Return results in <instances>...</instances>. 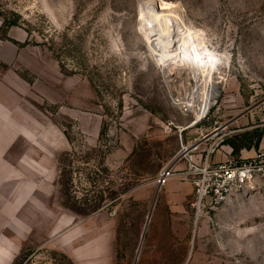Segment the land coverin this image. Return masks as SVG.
<instances>
[{
  "label": "rangeland",
  "instance_id": "374dc122",
  "mask_svg": "<svg viewBox=\"0 0 264 264\" xmlns=\"http://www.w3.org/2000/svg\"><path fill=\"white\" fill-rule=\"evenodd\" d=\"M146 1L0 0L17 20L0 15V264H264V185L199 209L190 178L156 182L198 72L169 59L166 76ZM163 2L217 60L208 120L183 140L224 123L221 160L264 151L240 153L264 135V0ZM167 27L196 39L175 14Z\"/></svg>",
  "mask_w": 264,
  "mask_h": 264
},
{
  "label": "built area",
  "instance_id": "2783aa9c",
  "mask_svg": "<svg viewBox=\"0 0 264 264\" xmlns=\"http://www.w3.org/2000/svg\"><path fill=\"white\" fill-rule=\"evenodd\" d=\"M176 102L175 104L183 114H192L194 117L187 124L178 126L182 139L181 149L174 158V164H167L156 175L159 186L165 185L176 174L190 178L196 190L197 204L201 206L209 198L208 204L216 207L226 202L236 192L249 196L260 185H264V151H259L251 158L228 157L225 160L213 162V156L220 151L223 142L231 135L229 125L220 123L210 134L195 136L189 141H184L183 132L207 121L208 113L196 116L193 111L200 108L197 102L190 103L188 100L180 104ZM179 161L186 163V169L177 173L176 163Z\"/></svg>",
  "mask_w": 264,
  "mask_h": 264
},
{
  "label": "bare ground",
  "instance_id": "6f19581e",
  "mask_svg": "<svg viewBox=\"0 0 264 264\" xmlns=\"http://www.w3.org/2000/svg\"><path fill=\"white\" fill-rule=\"evenodd\" d=\"M174 14L178 18V22L186 27V30H190V32L193 31V37L194 35L196 36L194 41L188 43L185 35L184 37L179 38L177 33L171 35L166 33L165 28H168V22ZM141 17L145 23L144 26H146L148 32H151V37H149V39H151V41L157 40V42H155V47H160L159 50L161 52L158 54L157 60H159L163 65L161 67L165 70L166 76L167 74L172 75L169 69V62L166 61L169 59H176L173 63L178 66L192 64L194 65L193 67H195V71L198 72V77L195 81L197 88H193L191 93H185L182 96H178L179 98L176 99L178 102L176 103L180 104L182 102H186L187 100L190 103L197 102L200 108L198 110H194L193 113L196 116L206 115L214 105V100L218 94V88L216 85L217 82L214 80L215 73L218 71V68L217 60L213 51L209 50L201 41V38L194 31V27L187 23L182 8H180L177 4L172 2H163L158 5V0H148L141 8ZM154 35L157 37L152 39V36ZM197 207L200 209L199 203L197 204ZM200 215L201 213H198V216ZM146 230L147 227L145 228V232Z\"/></svg>",
  "mask_w": 264,
  "mask_h": 264
},
{
  "label": "crops",
  "instance_id": "0c3cea01",
  "mask_svg": "<svg viewBox=\"0 0 264 264\" xmlns=\"http://www.w3.org/2000/svg\"><path fill=\"white\" fill-rule=\"evenodd\" d=\"M192 128H193V127L189 128V129H192ZM186 130H188V129H186ZM186 130H185V131H186ZM191 139H192V138H188L187 141H189V140H191ZM222 147L226 150V153H231L232 150H233V147H232L231 144H229V143L226 144V145H223V144H222ZM220 149H221V148H220ZM259 150H264V135H263V136L261 137V139H260L259 148H255L254 145H251V146H249V147H242L241 150H240L241 157H244L245 153L250 154V153H252V151L257 152V151H259ZM217 155H218V154H216V155L213 156V158H214V160H213V158H212L213 162H218V161L221 160Z\"/></svg>",
  "mask_w": 264,
  "mask_h": 264
},
{
  "label": "trees",
  "instance_id": "16d2710c",
  "mask_svg": "<svg viewBox=\"0 0 264 264\" xmlns=\"http://www.w3.org/2000/svg\"><path fill=\"white\" fill-rule=\"evenodd\" d=\"M0 15H2L3 17V26H5V28H9L13 25H16L17 24V20H10L8 18V16H6L3 12L0 11ZM263 134H261L259 137H258V140L257 142L255 143V147L258 148L259 147V144H260V139H261V136ZM234 151L236 152V150L234 149ZM20 257H17V259L14 261L13 264H18L17 261L19 260Z\"/></svg>",
  "mask_w": 264,
  "mask_h": 264
}]
</instances>
